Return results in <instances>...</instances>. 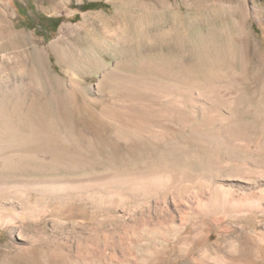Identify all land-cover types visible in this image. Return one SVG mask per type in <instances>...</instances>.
<instances>
[{
  "label": "bare ground",
  "instance_id": "6f19581e",
  "mask_svg": "<svg viewBox=\"0 0 264 264\" xmlns=\"http://www.w3.org/2000/svg\"><path fill=\"white\" fill-rule=\"evenodd\" d=\"M253 11L262 26L258 18L260 7L254 6ZM128 55H123L122 61L129 60ZM140 58L141 64L150 71L151 68L166 71L162 65L158 68L160 64L156 61ZM121 68L106 69L94 86L79 83V79L67 87L87 97L88 104L95 109L96 119L117 145L130 151L128 154L136 164L77 177L26 181L0 178V226H11V231L15 228L20 239L12 245L19 246L18 252L57 246L61 249L62 264H264V158L252 154L240 143L244 138L259 137L257 124L245 120L243 96L228 94L199 81L159 83L143 80V76L140 80L134 75L124 80L106 78L109 74L128 76ZM162 104L165 108L160 109ZM58 105L52 121L54 128L50 126L52 130L49 128L48 132L53 137L69 138L67 142L82 150V132L71 122V115L65 116L64 111L61 114V105ZM233 105L234 111L227 114L226 107ZM196 111L202 113L208 125L217 121L223 124L218 129L222 131L218 135L200 134L196 130L197 133L183 134L171 123L170 114H179L185 126L192 122V113ZM40 116L32 121L37 131L33 135L48 127ZM230 125L231 137L227 133ZM9 131L7 136L0 135V168L17 170L22 152L18 143L23 140V133L17 125ZM53 137L52 140L56 139ZM88 139L86 146L94 149L95 142ZM53 142L45 150L57 162L68 157L71 169L92 165L96 160L93 157L95 160L91 163L92 159L82 156L83 152L70 151ZM201 144H209V148L220 150L223 155L219 153L221 159H216L215 153H210L204 164L206 171L194 166L199 152L207 154L203 145V149L197 148ZM35 149L31 152L40 150ZM32 191L40 194L42 203L32 202ZM50 200L66 208L82 203L94 223L85 224L89 217L83 215L81 224L71 226L18 225L19 213L12 211L17 204L22 205L23 212L30 213L38 212L39 206L49 205ZM14 256L7 254L8 259Z\"/></svg>",
  "mask_w": 264,
  "mask_h": 264
},
{
  "label": "rangeland",
  "instance_id": "374dc122",
  "mask_svg": "<svg viewBox=\"0 0 264 264\" xmlns=\"http://www.w3.org/2000/svg\"><path fill=\"white\" fill-rule=\"evenodd\" d=\"M92 1H103L107 7L88 10L80 7ZM254 6L260 7L258 18L262 26L255 17ZM43 15L61 17L55 31ZM125 54H129L130 59L122 61ZM140 57L156 61L160 64L158 68L162 65L166 71L153 68L150 71L141 64ZM117 67H122L128 76L109 74L108 80L132 79L134 75L140 80L143 76V80L161 83L199 81L231 95L239 93L244 99L245 120L257 124L259 136L258 139L244 138L245 142L240 143L252 154L264 158V0H0V135L7 136L13 125L19 126L23 133V140L18 143V149H22L19 167L17 170L1 167L0 178L26 181L77 177L113 171L118 166H134L136 160L129 155L130 151L117 145L106 127L99 123L87 97L67 87L68 83L74 80L78 83L79 79V83L94 86L106 69ZM65 69L68 71L64 72ZM58 104L61 114L64 111L65 116L71 115V122L82 132V150L71 142L73 147L67 137L50 135ZM163 106L160 109L165 108ZM230 111H234V105L226 107L225 112L230 114ZM196 112L192 113V117L195 116L191 117L189 126H183L179 114H170L171 123L183 134L196 130L200 134L218 135L222 131L218 129L223 124L217 121L218 124L208 125L202 113ZM38 115L48 127L33 135L36 130L31 124ZM230 129L232 125L227 129L229 137L232 136ZM39 133L47 139L41 140L43 137ZM52 137L60 139L52 140ZM88 138L95 142L94 149L86 146ZM54 140L55 146L83 152L82 156L89 161L92 159L91 163L96 159L95 165L71 169L70 159L65 156L58 164L46 151L54 145ZM202 145L207 154L199 152L194 166L206 171L204 164L208 155L215 153L214 157L221 159L222 152L209 148V144L197 148L201 149ZM230 145L233 146V142ZM34 149L37 155L31 152ZM39 198L40 194L32 191V202L42 203ZM18 205L10 210L19 213L21 222L18 225L23 227L71 226L81 224L83 215L89 217L85 224L94 223V218L87 215L84 205L79 202L66 208L61 207L60 202L50 200L49 205L39 206L42 210L30 213L23 212L22 205ZM10 227L0 226V264H62L61 249L57 246L18 252L19 246L14 247L12 242L20 239L16 229L11 231ZM7 254L15 256L8 259Z\"/></svg>",
  "mask_w": 264,
  "mask_h": 264
},
{
  "label": "trees",
  "instance_id": "16d2710c",
  "mask_svg": "<svg viewBox=\"0 0 264 264\" xmlns=\"http://www.w3.org/2000/svg\"><path fill=\"white\" fill-rule=\"evenodd\" d=\"M82 9L88 10V9H97V8H103L107 7V4L103 1H92V2H86L82 5H80ZM45 21H48L50 23L51 30L55 31L59 24L61 23L62 19L61 17H49L46 15L42 16Z\"/></svg>",
  "mask_w": 264,
  "mask_h": 264
}]
</instances>
